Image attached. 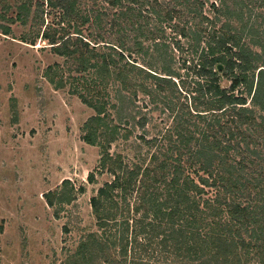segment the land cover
Masks as SVG:
<instances>
[{
    "label": "trees",
    "instance_id": "trees-1",
    "mask_svg": "<svg viewBox=\"0 0 264 264\" xmlns=\"http://www.w3.org/2000/svg\"><path fill=\"white\" fill-rule=\"evenodd\" d=\"M21 1L23 42L63 59L45 78L94 112L88 183L111 177L62 264H264V0ZM84 193L43 195L66 236Z\"/></svg>",
    "mask_w": 264,
    "mask_h": 264
},
{
    "label": "rangeland",
    "instance_id": "rangeland-1",
    "mask_svg": "<svg viewBox=\"0 0 264 264\" xmlns=\"http://www.w3.org/2000/svg\"><path fill=\"white\" fill-rule=\"evenodd\" d=\"M21 2L0 0V26L11 29L9 36L0 32V264H62L84 234L97 230L90 200L111 177L88 183L100 153L81 137L94 112L45 78L63 59L40 38L36 45L23 42L43 28L13 23ZM123 154L133 162V152ZM66 179L85 186L69 212L79 218L69 236L63 233L67 220H57L43 197Z\"/></svg>",
    "mask_w": 264,
    "mask_h": 264
},
{
    "label": "water",
    "instance_id": "water-1",
    "mask_svg": "<svg viewBox=\"0 0 264 264\" xmlns=\"http://www.w3.org/2000/svg\"><path fill=\"white\" fill-rule=\"evenodd\" d=\"M218 70H222V66H218Z\"/></svg>",
    "mask_w": 264,
    "mask_h": 264
}]
</instances>
